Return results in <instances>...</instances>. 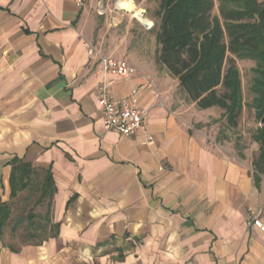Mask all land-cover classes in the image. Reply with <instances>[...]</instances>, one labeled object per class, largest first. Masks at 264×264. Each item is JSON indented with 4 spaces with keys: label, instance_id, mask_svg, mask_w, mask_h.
I'll return each instance as SVG.
<instances>
[{
    "label": "crops",
    "instance_id": "crops-1",
    "mask_svg": "<svg viewBox=\"0 0 264 264\" xmlns=\"http://www.w3.org/2000/svg\"><path fill=\"white\" fill-rule=\"evenodd\" d=\"M118 1L0 0V200L14 160L54 183L29 238L0 223V264H264V177L192 126ZM101 55L138 73L106 74ZM103 83L148 109L153 142L104 128Z\"/></svg>",
    "mask_w": 264,
    "mask_h": 264
},
{
    "label": "trees",
    "instance_id": "trees-1",
    "mask_svg": "<svg viewBox=\"0 0 264 264\" xmlns=\"http://www.w3.org/2000/svg\"><path fill=\"white\" fill-rule=\"evenodd\" d=\"M214 6L215 0H161L157 55L193 102L202 109L222 108L229 123L236 126L243 108L237 58L258 59L257 102L264 108V0H220V16L213 15ZM255 140L264 149V125ZM23 166L14 160L12 189L32 171ZM46 182L53 190L49 174ZM0 209L3 224L9 215L7 203L0 200Z\"/></svg>",
    "mask_w": 264,
    "mask_h": 264
},
{
    "label": "rangeland",
    "instance_id": "rangeland-1",
    "mask_svg": "<svg viewBox=\"0 0 264 264\" xmlns=\"http://www.w3.org/2000/svg\"><path fill=\"white\" fill-rule=\"evenodd\" d=\"M135 2L136 8L132 10L130 0H122L124 11L127 17L134 16L151 29L150 32H140L138 41H145V47L148 53H157L159 43L157 39V31L160 19L157 11L160 7L161 0H132ZM220 0H215L213 15L220 16L219 11ZM124 9V10H123ZM137 10V11H136ZM158 57V55H157ZM159 61V60H158ZM241 78L242 87V112L238 118V124L232 126L224 110L218 106L202 109L196 102H193L185 90L181 87L177 91L178 98H184L188 106L191 118V124L194 128L200 129L206 136L218 143L223 149L230 152L234 156L248 162L259 175L264 177V149L261 144L255 140V135L262 123L264 116V108L258 106L257 98L260 94L256 90L257 78L260 73L257 71L259 67L258 59L254 57H242L236 59ZM50 188L46 182V175L43 176L36 171H29L23 178H19L13 188V196L7 201L10 219V226L17 223L26 226L25 231H12L13 239L17 243V236H26L28 233L34 232L33 222L27 221L28 215L31 217L33 213L38 216L46 217L43 211L51 208L52 199L44 197L42 194ZM40 216V215H39ZM29 217V218H30ZM11 229H9V233ZM46 232V230L38 231V233ZM18 235H15V234ZM23 240L22 238L20 239ZM13 241L10 239V242Z\"/></svg>",
    "mask_w": 264,
    "mask_h": 264
},
{
    "label": "built area",
    "instance_id": "built-area-1",
    "mask_svg": "<svg viewBox=\"0 0 264 264\" xmlns=\"http://www.w3.org/2000/svg\"><path fill=\"white\" fill-rule=\"evenodd\" d=\"M100 71L125 77L137 74L138 68L126 58L101 55ZM97 101L102 111L103 124L106 130H116L124 135L141 134L146 143L154 141V135L149 130L147 123L149 111L137 102L135 95L118 104L108 85L103 83L98 89ZM253 223L264 231L262 218L254 217Z\"/></svg>",
    "mask_w": 264,
    "mask_h": 264
},
{
    "label": "bare ground",
    "instance_id": "bare-ground-1",
    "mask_svg": "<svg viewBox=\"0 0 264 264\" xmlns=\"http://www.w3.org/2000/svg\"><path fill=\"white\" fill-rule=\"evenodd\" d=\"M121 3H122V0H120V1H118V7H120V8H123V6L121 5ZM130 4H131V7L132 8H136V5H135V2L134 1H132V0H130Z\"/></svg>",
    "mask_w": 264,
    "mask_h": 264
},
{
    "label": "water",
    "instance_id": "water-1",
    "mask_svg": "<svg viewBox=\"0 0 264 264\" xmlns=\"http://www.w3.org/2000/svg\"><path fill=\"white\" fill-rule=\"evenodd\" d=\"M262 123H264V116H263V118H262Z\"/></svg>",
    "mask_w": 264,
    "mask_h": 264
}]
</instances>
